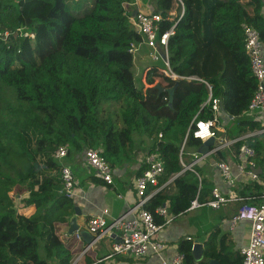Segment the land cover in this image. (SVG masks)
Listing matches in <instances>:
<instances>
[{
	"label": "trees",
	"instance_id": "1",
	"mask_svg": "<svg viewBox=\"0 0 264 264\" xmlns=\"http://www.w3.org/2000/svg\"><path fill=\"white\" fill-rule=\"evenodd\" d=\"M153 1L171 12L163 14L161 32L176 27L169 39V63L172 72L185 79L167 84L165 74L156 75L157 83H166V89L178 84L173 107L168 93L160 95L152 88L155 70L146 77L148 89L136 86L131 49L143 36L131 21L133 15L125 4L130 2L0 0V100L5 83L14 88L24 111L19 118L22 126H13L14 133L8 124L0 126V135L11 132L18 147L13 153L0 143V255L6 257L0 264H50V260L72 264L78 242L75 236L66 237L65 227L76 207L63 191L62 164L55 158L60 147H68L67 158L99 149L113 170L124 162L140 164L137 177L146 170V156L158 147L165 170L159 187L167 186L145 209L160 224L163 218L155 214L159 207L166 206L178 218L187 213L197 195L204 203L214 189L207 178L200 189L192 172L171 181L182 171L183 144L186 154L203 145L193 130L189 132L191 122L195 117L197 121L214 118L211 107L205 105L210 91L204 82L227 114L238 120L237 138L262 128L245 115L258 88L246 50L245 27L255 28L264 49V0H250L251 11L241 0H149ZM118 107L120 128L110 112ZM215 128L220 137V125ZM135 133L151 141L140 161L134 152ZM245 143L260 152L259 141L243 140L233 147L236 154ZM201 170L198 165L196 171ZM99 181L95 176L87 180ZM171 185L175 191L168 194ZM17 186H28V196L12 195ZM263 189L258 182L243 181L237 186L241 197L260 195ZM244 204L254 203L240 202L236 212ZM195 240L202 241L208 262H225L231 235L220 224L208 223L196 237L180 242L183 264H194ZM39 241L44 243L45 260L38 254Z\"/></svg>",
	"mask_w": 264,
	"mask_h": 264
},
{
	"label": "built area",
	"instance_id": "2",
	"mask_svg": "<svg viewBox=\"0 0 264 264\" xmlns=\"http://www.w3.org/2000/svg\"><path fill=\"white\" fill-rule=\"evenodd\" d=\"M184 15V9L182 10L181 17ZM180 17V18H181ZM132 23L137 29L138 33L143 36V41L139 44L132 46L131 52L136 56L140 52L142 46H147L152 50L150 57L154 63L163 61L164 69L158 66H152L148 69V72L155 70V74L164 73L167 76L168 83L180 81L185 79L174 72H172L169 55L168 45L169 39L175 34V26L168 31L162 33L161 25L164 21L163 15L147 12H137L135 16L131 18ZM246 33V50L251 60V68L253 75L258 81V88L254 97L249 105V108L245 112L247 118L251 120H258L264 114V49L263 44L260 40L258 32L252 26L245 27ZM26 34L25 36H27ZM33 37V36H32ZM161 47L166 53L167 60L164 61L161 55L157 52V48ZM199 80L198 78H192ZM204 82V81H202ZM209 91L210 95L205 103L206 106L211 107L214 118L208 121H197V117L190 124L189 132L193 130V135L196 139L202 143L214 140L213 145L210 147L208 154H200L194 152L191 154V161L184 163V148L186 142L183 144L181 149V163L182 171L174 176L171 181L177 176H181L186 172L194 173L199 182L200 189L202 187L203 175L196 171V167L200 163L206 161V159L212 155H218L224 149L232 150L233 147L239 141L255 142V137L259 134H264V130L255 131L246 136L235 140H226L216 135L215 124L217 129L219 128L220 120L223 115L221 112L222 102L219 99H214L211 93V87L209 84L204 82ZM162 138V135H160ZM239 160L238 169L240 175L248 176L250 179H257L255 160L257 153L255 149L248 143L241 146L239 153L236 154ZM68 157V147L62 146L55 152V158L62 164L61 180L63 182V191L68 198L76 199L77 196V181L75 174L71 167L64 164V160ZM85 161L87 166L95 171V175L102 179L109 187H114V170L110 166L107 159L99 149H86L85 150ZM144 164L146 170L142 175L136 178L134 185L137 193L138 201L132 207L128 208L127 212L124 213L117 219H113L108 222L109 210L104 209L99 215L93 216L89 219L85 230L94 238L93 242L81 251L80 255L73 257L72 264H78L82 255H84L90 248L96 246L104 238L111 235H115L119 238V242L113 246L112 255H130L137 259H144L148 255H159L165 249L166 246L159 242L156 237L165 228L171 226L176 219L170 215L169 210L166 206L159 207L156 209L155 214L163 218V222L158 224L155 220V215L145 209V205L151 200V198L165 186L159 187V179L164 174V165L160 157L159 148L157 147L151 154L147 155ZM214 168L217 169L224 180V183L228 187H234L238 182V177L234 175L231 165L223 160H218L214 163ZM236 187V186H235ZM149 188H152L150 192ZM252 202L254 204H244L240 210L235 214L231 222V230H234L240 222L248 221L251 223L250 239L247 247L242 250L241 264H264V189L262 194L257 196H228L224 195L218 187H214L211 198L206 202L202 203L199 200V195L192 202L191 206L187 210L195 211L202 208H210L212 210H220L225 205L232 202ZM69 234L66 233V237ZM75 239L82 240V234L80 231L74 234ZM73 237V236H69ZM184 256L179 254L176 259L170 264H183ZM167 264V263H164Z\"/></svg>",
	"mask_w": 264,
	"mask_h": 264
},
{
	"label": "crops",
	"instance_id": "3",
	"mask_svg": "<svg viewBox=\"0 0 264 264\" xmlns=\"http://www.w3.org/2000/svg\"><path fill=\"white\" fill-rule=\"evenodd\" d=\"M126 2H130L125 4L129 6L128 10L130 11V13L135 16V14L140 11L138 7L140 5L139 2L141 1L126 0ZM249 10L251 11V8ZM151 11L148 10L145 12L151 13ZM151 54V49H149L147 46H142L140 52L135 58V76H143V81L145 83V77H147L149 73H152L148 72V69L150 67L158 66L163 69L165 68L163 61L154 63L152 58L150 57ZM146 86L149 88V85H147V83ZM259 116H261L259 122L262 128L258 131H262L264 130V114L258 115V117ZM233 119L234 118L230 119L225 116L223 117V120L226 124ZM228 136L222 137L220 135L221 138H225L226 140L230 141L238 139L234 138L233 134H229ZM255 141H259L262 145L260 148V152L257 153V179H250L248 176L242 177L240 175L238 169L239 160L237 159L236 151L234 148L232 150L224 149L221 152V156L219 155L220 153L218 155H212L208 157L206 161L200 163L202 170H204L208 164L213 175L204 176L201 170L203 178L211 180L214 183V187H218L224 195H228L230 197L239 196L237 186L243 181L246 183L258 182L260 185H262V187H264V134H259L257 137H255ZM150 145L151 144L149 143V146ZM145 152L140 155L139 158H137V161H140L145 156ZM194 152H198V149H189V151L185 155L186 157L184 158V163L187 164L191 161V154H193ZM218 160L226 161L231 165L234 175L238 177V180H241L235 185L236 187H228L224 183V180L222 179L219 171L213 166L214 163ZM63 163L71 167L72 170L73 167L76 166V170H73V172L75 174L78 185V197L74 201L75 207H78L81 211V215L78 217V223L80 225V228L85 229L89 219L93 216L99 215L100 212L104 209L109 210L108 222H111L113 219H117L122 216L124 213L127 212L128 208L132 207L133 205H135V203H137L138 198L134 182L137 178V171L141 167L140 164L126 162L123 167L119 166L118 168H116L114 170L113 175L115 182L114 187H109L106 183L102 181V179L98 178L95 173L90 176H87L86 181L82 182V178H80L81 174L79 171V167L81 166L82 169L87 168L91 170L87 166V163L85 161V150L80 154L74 155L71 158H67V160H65ZM91 176H95L100 181L98 183L87 182L88 178ZM125 177L128 178L124 180ZM239 204L240 202L235 201L225 205L220 210H204L202 208L203 210L199 209L195 211H189L185 214L180 215L174 220L171 226L165 228L160 233H158L156 239L166 246V249L159 255L151 254L144 259H137L130 255H112L113 246L119 242V238L113 234L109 237L104 238L96 246L90 248L85 253H88V256L84 258L85 254L82 255L80 261L83 260L84 262L85 260L87 261L89 259L93 261L92 264H170L179 255L178 249L179 244L182 240L187 239L189 237H196L200 228L203 229L206 224L213 223L220 224L223 231L231 235V243L227 246V249L224 254L225 262L222 263L217 260L219 264H231L242 259V250L247 247L251 233V223L248 221L240 222L234 230L230 229V220L232 219L231 216L234 213L237 214L236 210L239 208ZM191 212H195L196 214H194V216H191L190 218H184L186 217V214ZM83 222L85 223L84 227L82 226ZM65 229L68 233L69 225L68 227H65ZM77 242V244H80V247L77 248L76 252H74L75 257L79 256L81 251L86 249V247L88 246V244L84 241L83 236L82 240H77ZM197 243L203 244L202 241L195 240L192 253ZM128 260H133V262H129Z\"/></svg>",
	"mask_w": 264,
	"mask_h": 264
},
{
	"label": "rangeland",
	"instance_id": "4",
	"mask_svg": "<svg viewBox=\"0 0 264 264\" xmlns=\"http://www.w3.org/2000/svg\"><path fill=\"white\" fill-rule=\"evenodd\" d=\"M220 1H224V0H220ZM124 2H126V0H124ZM241 2L249 9V5H250V0H241ZM140 5L138 7V9L141 12H145L152 9L149 0H141V2H139ZM127 8H129V6H127ZM154 79H156V75L153 76ZM146 78V77H145ZM135 83L137 88L140 90H143V85H144V89H148V87L145 85V82L143 81V76H135ZM155 86H151L152 88H156L159 86V83L154 84ZM166 83L160 84V86H166ZM1 89H2V97L0 100V126L1 124H8L9 128L13 130V126L15 128H20L22 126V123H19V118H22V114L24 113V111L22 110L21 103L17 100L16 97V93L14 88L10 87L9 85H6L5 83H2L1 85ZM20 107V108H19ZM116 111V112H115ZM113 115V120L116 119L117 120V126L118 128H120L121 126H123V122L121 121L120 123V109L119 107L116 108V110L111 109L110 111ZM108 113V111H107ZM115 113V115H114ZM238 120H231L229 123H225V121L223 119H221L219 125H220V130H218L219 135H221L222 137L224 136H228L229 134H233L234 138H237L238 136ZM14 133V130H13ZM14 135V134H13ZM12 133H8L6 135H0V143L2 144L1 146H4L6 148H12L13 153L15 150L18 149L17 147V143L14 141V137H13ZM229 137V136H228ZM134 152L136 157H140V155H142L146 149L149 146V143L151 142L147 137L144 136H140L139 134L135 133L134 134ZM149 142V143H148ZM12 153V156H13ZM126 164V162L123 163V165H121V167H123ZM73 170H76V166L73 167ZM79 171H80V178H82V182L86 181V177L92 175L93 173H95V171H91L87 168H83L80 166L79 167ZM202 174L205 176H213L212 175V171L209 168L208 164L207 167L202 170ZM129 177V176H128ZM125 177L124 180H126ZM85 178V179H83ZM24 189V190H23ZM28 186H17L16 189L14 191H12V195L17 196V199H23L25 197L28 196V192H27ZM175 191L174 186L171 185L170 187H168L166 189V193L168 194H173ZM18 204V201H17ZM220 213V212H218ZM194 214H196L195 212H191L186 214V217L184 218H190L191 216H194ZM85 223H82V226L84 227ZM81 230H85L84 228H81ZM81 232V231H80ZM80 247V244H77L76 248L74 249V252H76L77 248ZM38 254L40 256L41 259H46V251H45V247H44V243L42 241H39V248H38ZM6 257H3L2 255H0V259L3 260ZM50 264H56L55 260H50ZM80 264H84L83 260Z\"/></svg>",
	"mask_w": 264,
	"mask_h": 264
},
{
	"label": "water",
	"instance_id": "5",
	"mask_svg": "<svg viewBox=\"0 0 264 264\" xmlns=\"http://www.w3.org/2000/svg\"><path fill=\"white\" fill-rule=\"evenodd\" d=\"M150 5L152 7L151 15H155V14H159V15L168 14V15H171L170 11L161 9L159 7V4H158L157 1L151 2ZM157 52L161 55V57H162V59L164 61L167 60L166 53H165L164 49H162L161 47H158L157 48ZM177 86H178V84H176L171 89H166L165 86H160V85L158 87H156L159 90V94L160 95L162 93H164V92L169 94V96H170V107H173L174 94H175V90H176ZM221 112H222L223 116H225L227 118H230V119L233 118L232 116L227 114V112L225 111L223 106L221 108ZM213 143H214V140L203 143V145L198 149V152L200 154H203V155L208 154L209 150H210V147L213 145ZM256 172H258V170H256ZM176 178H178V176L175 177L173 180H175ZM80 215H81V211L77 207L75 209V214L71 217L70 222H69V229H68L69 236H74L75 233L81 231L80 225L78 223V217ZM81 234L83 236L84 241L88 245H90L93 242L94 238L87 231L83 230V231H81ZM203 250H204L203 244L197 243L195 245L194 251L192 253V255L194 256V264H204V263L219 264L218 261H216V260L208 262V260L204 257Z\"/></svg>",
	"mask_w": 264,
	"mask_h": 264
},
{
	"label": "clouds",
	"instance_id": "6",
	"mask_svg": "<svg viewBox=\"0 0 264 264\" xmlns=\"http://www.w3.org/2000/svg\"><path fill=\"white\" fill-rule=\"evenodd\" d=\"M160 85V84H159Z\"/></svg>",
	"mask_w": 264,
	"mask_h": 264
}]
</instances>
